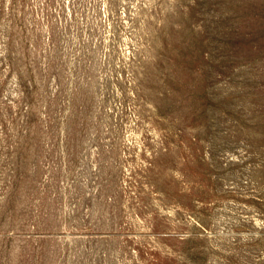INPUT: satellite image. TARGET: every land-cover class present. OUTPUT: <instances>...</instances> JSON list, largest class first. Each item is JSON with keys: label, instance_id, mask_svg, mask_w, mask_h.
<instances>
[{"label": "rangeland", "instance_id": "rangeland-1", "mask_svg": "<svg viewBox=\"0 0 264 264\" xmlns=\"http://www.w3.org/2000/svg\"><path fill=\"white\" fill-rule=\"evenodd\" d=\"M0 264H264V0H0Z\"/></svg>", "mask_w": 264, "mask_h": 264}]
</instances>
